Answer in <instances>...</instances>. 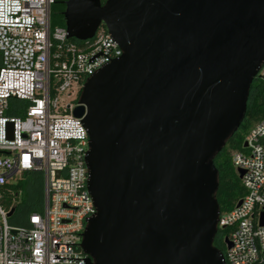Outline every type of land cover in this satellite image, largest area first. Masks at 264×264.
I'll use <instances>...</instances> for the list:
<instances>
[{
    "label": "water",
    "instance_id": "water-1",
    "mask_svg": "<svg viewBox=\"0 0 264 264\" xmlns=\"http://www.w3.org/2000/svg\"><path fill=\"white\" fill-rule=\"evenodd\" d=\"M65 4L69 38L88 40L104 24L123 50L86 80L74 109L88 129L96 208L82 234L85 264H227L214 245V159L264 63V0Z\"/></svg>",
    "mask_w": 264,
    "mask_h": 264
},
{
    "label": "built area",
    "instance_id": "built-area-1",
    "mask_svg": "<svg viewBox=\"0 0 264 264\" xmlns=\"http://www.w3.org/2000/svg\"><path fill=\"white\" fill-rule=\"evenodd\" d=\"M54 2L0 0V264H85L88 257L82 234L96 208L88 129L74 109L86 80L123 50L104 24L79 42L66 27H51ZM258 77L264 80V63ZM245 142L232 162L244 170L246 192L239 206L220 212L218 227L229 229L227 264H264V117ZM24 172L44 173L45 205L15 226L2 202L7 184Z\"/></svg>",
    "mask_w": 264,
    "mask_h": 264
},
{
    "label": "trees",
    "instance_id": "trees-1",
    "mask_svg": "<svg viewBox=\"0 0 264 264\" xmlns=\"http://www.w3.org/2000/svg\"><path fill=\"white\" fill-rule=\"evenodd\" d=\"M65 1L66 0H55V2L52 4L51 13H50L51 27H56V26L66 27ZM105 1L106 0H101L102 3H104ZM70 40L78 41V42L80 41L76 38H70ZM263 117H264V80L259 77H256L250 89L247 111L244 120L242 121L239 128L229 138L223 150L219 152L214 159V163L218 169V182H219L218 190L216 192V199L219 202L221 213L232 210L246 192L242 184V180L239 178L236 169L233 165L232 152L245 151L244 140L246 134ZM26 173L29 174L32 172H24L23 174ZM12 186L13 185L11 183L7 184L3 203H5L4 206L7 209L14 208V212H15L16 206L12 207L11 200L10 199L8 200L9 195H10L9 198H11V195L14 196L12 194ZM37 195L39 198L44 199L45 197L44 185L38 188ZM13 199L14 197L12 198V200ZM220 230L222 231L223 239L224 237L229 235L228 228H224ZM223 239L221 241L220 248L218 249H220L223 253H225Z\"/></svg>",
    "mask_w": 264,
    "mask_h": 264
},
{
    "label": "rangeland",
    "instance_id": "rangeland-1",
    "mask_svg": "<svg viewBox=\"0 0 264 264\" xmlns=\"http://www.w3.org/2000/svg\"><path fill=\"white\" fill-rule=\"evenodd\" d=\"M9 183L13 185L12 194L14 196L11 195V198H9V195L8 200H11L12 207L16 206L15 212L8 217L9 223L15 226L25 225L29 213L33 210L41 211L45 205V197L41 199L37 195L38 188L44 185V173L17 174ZM224 248L226 251L225 243Z\"/></svg>",
    "mask_w": 264,
    "mask_h": 264
},
{
    "label": "flooded vegetation",
    "instance_id": "flooded-vegetation-1",
    "mask_svg": "<svg viewBox=\"0 0 264 264\" xmlns=\"http://www.w3.org/2000/svg\"><path fill=\"white\" fill-rule=\"evenodd\" d=\"M222 231L221 230H218V233L216 234L215 236V239H214V245L217 247V248H220V245H221V241H222Z\"/></svg>",
    "mask_w": 264,
    "mask_h": 264
},
{
    "label": "crops",
    "instance_id": "crops-1",
    "mask_svg": "<svg viewBox=\"0 0 264 264\" xmlns=\"http://www.w3.org/2000/svg\"><path fill=\"white\" fill-rule=\"evenodd\" d=\"M26 222H27V219H26Z\"/></svg>",
    "mask_w": 264,
    "mask_h": 264
}]
</instances>
